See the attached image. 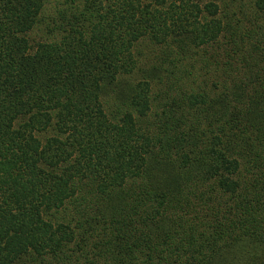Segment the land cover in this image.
Masks as SVG:
<instances>
[{"label":"trees","instance_id":"obj_1","mask_svg":"<svg viewBox=\"0 0 264 264\" xmlns=\"http://www.w3.org/2000/svg\"><path fill=\"white\" fill-rule=\"evenodd\" d=\"M45 3L0 0V264L72 263L70 246L92 257L99 227L101 264H264V180L245 181L230 155H253L264 177V95L246 102L235 77L230 95L169 96L151 114L148 82L121 89L141 41L185 54L237 31L235 18L224 25L215 2L85 0L83 19L34 43Z\"/></svg>","mask_w":264,"mask_h":264},{"label":"rangeland","instance_id":"obj_2","mask_svg":"<svg viewBox=\"0 0 264 264\" xmlns=\"http://www.w3.org/2000/svg\"><path fill=\"white\" fill-rule=\"evenodd\" d=\"M144 1L148 3L153 0ZM197 1L200 5L215 2L219 8V17L224 23L229 17H232L233 20L235 18V22L238 23V29L234 31L233 25L235 24L231 23L225 29L217 43L203 46L200 49H194L185 54H181L178 47H176L177 45L170 41L167 45L163 46L153 45L148 40L141 41L135 49L138 69L131 74L132 77L129 80L126 78L130 76L124 78L126 80L122 81L124 83H122L121 89L124 88L126 84L133 87L136 83L148 82L151 114L159 113L161 110L160 107L168 101L166 99L169 96L181 99L182 94H193L196 96L206 93L212 99L213 95L217 96V94L225 96L230 95L234 91L231 87H233L232 79L235 77L234 80H236V85L239 87L238 92L246 98V102L250 97H256L260 94L264 95V18L258 13L255 15L256 8L253 5L255 0ZM85 6V0H46L43 13L40 17V23L29 33L31 42H50L52 37H58V30L61 28L68 29L70 25L69 22L72 23L74 17H78V19H83L85 17L83 14L85 13ZM224 25L228 24L225 23ZM48 38L51 39L48 40ZM242 43L243 45H241ZM251 43L253 45H250ZM235 45L238 46L236 47ZM256 45L260 48H257L258 51L255 53L257 49L254 47H256ZM258 53L259 55L257 56ZM180 56H183V60H181L182 57ZM260 56L262 57L261 60H259L261 58ZM255 57L258 58L256 63L250 60ZM247 59L251 62V66L245 68L243 67L244 62L242 61H246ZM153 68L157 69V73L151 71ZM170 71L173 74L169 78L170 75H168V73ZM118 91L117 89L113 92H109L107 94V100L104 98V109L109 114L115 112V104L119 103L116 101V97H120L119 93L121 92ZM243 107H245V105H243ZM201 108L207 110L206 113L203 114L204 116H207V113L211 116L210 110H208L209 104L204 107L202 105L197 106V109ZM185 109L186 108H184V110ZM190 117H192L190 120L192 121L194 115ZM149 120L151 121L152 119ZM263 121L262 124H264ZM240 127L247 128V125L240 123ZM204 128L208 131L206 125ZM206 134L208 135V133ZM48 135L49 134L46 136ZM253 141L256 145L257 139L254 138V136L252 138V142ZM258 141L260 142L261 139H258ZM224 145H226V142H224ZM230 155L236 158L241 164L239 173L245 181L254 180L260 182V180H264V177L260 179L258 169L252 170L248 164L253 158V155L245 152L244 159H242V153L239 149H234V153ZM208 186H210V183ZM205 187H207V185L200 187L201 192L206 191ZM84 205H89L87 213H91L90 215L96 212L97 208L94 200H92V203L85 202ZM62 214L64 215L63 218L66 220L65 223H71V227L74 228L77 214L73 211L72 207H68V210ZM101 232L102 230L99 227L98 231H96L87 242L88 248L87 246L84 248L92 252V257L86 258L77 252V247L70 246L68 247V255L73 256L71 258L72 263L65 262V264H74L75 258H78L77 264H88V262L91 263L92 259L95 264L103 263L105 260L104 256H99L97 254L98 249L93 248L95 242L99 241L101 238ZM46 262L49 263L50 260ZM26 264L38 263L26 260Z\"/></svg>","mask_w":264,"mask_h":264}]
</instances>
